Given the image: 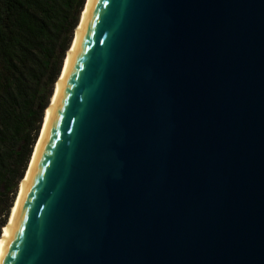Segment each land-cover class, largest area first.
Wrapping results in <instances>:
<instances>
[{
    "label": "water",
    "instance_id": "1",
    "mask_svg": "<svg viewBox=\"0 0 264 264\" xmlns=\"http://www.w3.org/2000/svg\"><path fill=\"white\" fill-rule=\"evenodd\" d=\"M0 264H264V0H88Z\"/></svg>",
    "mask_w": 264,
    "mask_h": 264
},
{
    "label": "trees",
    "instance_id": "2",
    "mask_svg": "<svg viewBox=\"0 0 264 264\" xmlns=\"http://www.w3.org/2000/svg\"><path fill=\"white\" fill-rule=\"evenodd\" d=\"M86 1L0 0L1 228L28 170Z\"/></svg>",
    "mask_w": 264,
    "mask_h": 264
},
{
    "label": "bare ground",
    "instance_id": "3",
    "mask_svg": "<svg viewBox=\"0 0 264 264\" xmlns=\"http://www.w3.org/2000/svg\"><path fill=\"white\" fill-rule=\"evenodd\" d=\"M88 1V0H87ZM87 4V3H86ZM86 7V6H85ZM85 10V9H84ZM83 13H84V11H83ZM82 16H83V14H82ZM82 16H81V19H82ZM79 27V26H78ZM78 29V28H77ZM76 32H77V30H76ZM75 35H76V33H75ZM74 39H75V37H74ZM73 42H74V40H73ZM73 45V44H72ZM72 47V46H71ZM70 50H71V48H70ZM70 50H69V52H70ZM68 52V53H69ZM68 55V54H67ZM66 60H67V57H66V59H65V62H64V66H65V63H66ZM64 66H63V69H64ZM63 72V71H62ZM61 75H62V73H61ZM61 77V76H60ZM60 79V78H59ZM59 79H58V81H59ZM58 81H57V83H58ZM56 83V84H57ZM55 89H56V86H55ZM54 93H55V91H54ZM53 96H54V94H53ZM52 96V97H53ZM50 105H51V102H50ZM50 105H49V107H50ZM49 107L47 108V110L49 109ZM46 110V111H47ZM44 121H45V119H44ZM43 126H44V122H43ZM42 129H43V127H42ZM42 132V131H41ZM41 135V134H40ZM38 143V142H37ZM37 145V144H36ZM35 148H36V146H35ZM35 150V149H34ZM34 153V152H33ZM30 164V163H29ZM25 177H26V175H25ZM25 177H24V179H25ZM24 179L22 180V182L24 181ZM19 190H20V186H19ZM18 194H19V191H18ZM18 197V196H17ZM17 200V199H16ZM15 203H16V201H15ZM15 203H14V205H15ZM13 208H14V206H13ZM13 208H12V210H11V214H12V211H13ZM11 214H10V217H11ZM10 217H9V220H10ZM9 222V221H8ZM8 224V223H7ZM7 226V225H6ZM6 226H4V228H3V230L6 228Z\"/></svg>",
    "mask_w": 264,
    "mask_h": 264
},
{
    "label": "rangeland",
    "instance_id": "4",
    "mask_svg": "<svg viewBox=\"0 0 264 264\" xmlns=\"http://www.w3.org/2000/svg\"><path fill=\"white\" fill-rule=\"evenodd\" d=\"M86 3H87V1H86ZM84 11V10H83ZM82 16V15H81ZM75 37V36H74ZM68 54V53H67ZM54 91H55V87H54ZM41 134V133H40ZM27 173V172H26ZM18 191H19V188H18ZM18 191H17V194H16V196L14 197V203H15V201H16V199H17V196H18ZM13 203V204H14ZM14 206V205H13ZM10 214H11V210H10ZM10 214H9V217H10ZM9 217H8V219H6L7 220V223H8V221H9ZM4 220H5V218H4ZM7 223H6V225H7ZM4 228V227H3ZM3 228H1V225H0V238H1V235H2V231H3Z\"/></svg>",
    "mask_w": 264,
    "mask_h": 264
}]
</instances>
